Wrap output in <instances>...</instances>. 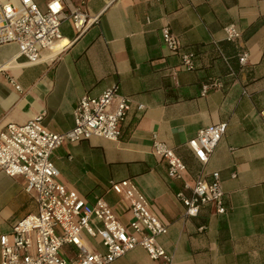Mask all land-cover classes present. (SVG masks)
Wrapping results in <instances>:
<instances>
[{"label": "crops", "instance_id": "1", "mask_svg": "<svg viewBox=\"0 0 264 264\" xmlns=\"http://www.w3.org/2000/svg\"><path fill=\"white\" fill-rule=\"evenodd\" d=\"M48 1L34 0L42 11ZM69 2L96 22L80 35L62 23L67 45L52 59L30 65L15 44L0 46V132L38 115L50 133L67 132L82 97H98L118 84L119 94L131 101L120 138L65 142L51 156L58 181L90 203L103 198L128 225L132 216L110 185L129 180L166 226L157 244L172 256L171 264H264V1ZM230 24L241 34L236 42L225 40L223 29ZM164 27L177 39L179 52L164 43ZM243 51L248 60L242 66ZM188 52L194 54L191 71L181 67V54ZM214 82L221 87L203 94V86ZM219 123L226 124L225 134L202 167L185 144ZM154 136L185 164L182 179L169 178L165 162L152 154ZM201 171L209 181L210 174H219L224 214L205 206L197 216H185L175 195L190 196ZM34 213L23 178L0 170V237ZM89 245L104 251L97 239ZM63 252L72 257L76 250L66 246ZM111 264L161 262L137 247Z\"/></svg>", "mask_w": 264, "mask_h": 264}, {"label": "built area", "instance_id": "2", "mask_svg": "<svg viewBox=\"0 0 264 264\" xmlns=\"http://www.w3.org/2000/svg\"><path fill=\"white\" fill-rule=\"evenodd\" d=\"M64 22H69L80 35L96 18L89 17L82 6L71 5L69 0H49L44 11L34 0H0V46L15 44L18 56L27 64L45 62L53 58L51 51L62 40L60 28ZM223 30L227 42L241 38L233 24ZM161 35L171 52L180 51L168 27L161 29ZM46 52L50 55L44 56ZM238 60L240 65H245L248 52L240 53ZM181 67L194 70L193 53L181 54ZM220 87L215 82L207 84L202 93ZM15 89L19 87L15 85ZM130 102L119 94L118 84H113L100 96H84L77 102L73 128L67 132L47 131L42 115L21 126L8 124L0 132V170L10 178H23L25 192L36 203V213L27 215L13 225L10 234L0 237V264H111L137 247L153 261L172 263V256L157 244V238L166 234V226L150 212L145 198L129 180L110 185L132 216V221L124 225L103 198L90 203L62 185L51 161L53 152L65 142L76 143L93 137L117 141ZM225 131V123L207 126L185 144L202 167ZM151 151L165 162L169 178L182 179L186 167L174 149L154 136ZM210 177L207 180L201 171L189 188L190 196L183 192L175 195L186 217L197 216L205 206L214 207L220 215L226 212L219 174L213 172ZM88 239H97L104 251L92 250ZM66 246L76 250L72 257L63 252Z\"/></svg>", "mask_w": 264, "mask_h": 264}, {"label": "bare ground", "instance_id": "3", "mask_svg": "<svg viewBox=\"0 0 264 264\" xmlns=\"http://www.w3.org/2000/svg\"><path fill=\"white\" fill-rule=\"evenodd\" d=\"M67 45L66 40L60 41L51 51V57H54L58 52H60Z\"/></svg>", "mask_w": 264, "mask_h": 264}, {"label": "trees", "instance_id": "4", "mask_svg": "<svg viewBox=\"0 0 264 264\" xmlns=\"http://www.w3.org/2000/svg\"><path fill=\"white\" fill-rule=\"evenodd\" d=\"M189 53V52H188Z\"/></svg>", "mask_w": 264, "mask_h": 264}]
</instances>
